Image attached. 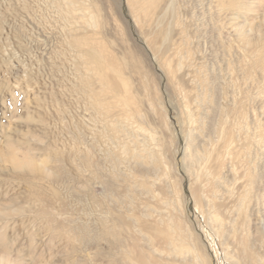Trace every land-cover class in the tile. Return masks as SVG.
Returning a JSON list of instances; mask_svg holds the SVG:
<instances>
[{
	"label": "rangeland",
	"instance_id": "1",
	"mask_svg": "<svg viewBox=\"0 0 264 264\" xmlns=\"http://www.w3.org/2000/svg\"><path fill=\"white\" fill-rule=\"evenodd\" d=\"M177 2L196 63L209 72L218 67V73L228 59L235 63L239 58L244 63L252 60V48L244 44L242 48L237 31L243 29L250 37L264 35V0H236L235 6L227 4L230 0L225 4L222 0ZM85 4L97 16L95 28L84 27L79 12L69 19L60 0H0V148L6 151L10 143L20 152H30L38 163L44 161L46 168L23 172L7 161L0 162V255L16 264H133L122 253L131 244L128 228H118L124 237L122 249L115 246L109 230L116 228L121 216L135 214L137 228L158 219L157 213L141 217V209L133 210L123 200L121 179L113 191L108 189L115 171L128 170L110 130L102 126L83 90L86 69L71 42L74 37H90L103 43L123 68L147 127L162 144L163 159L169 165L172 209L189 232L202 263L234 264L205 219L204 204L197 206L192 195L199 185L184 169L186 141L179 107L170 97L172 84L134 21L129 1L85 0ZM223 73L222 86L228 79ZM113 155L120 158L117 168ZM262 206L264 199L238 219L237 235L230 243L236 256L245 238L254 241L250 251L256 256L261 253L264 260ZM140 243L151 252L144 240ZM167 256L153 259L165 264Z\"/></svg>",
	"mask_w": 264,
	"mask_h": 264
},
{
	"label": "bare ground",
	"instance_id": "2",
	"mask_svg": "<svg viewBox=\"0 0 264 264\" xmlns=\"http://www.w3.org/2000/svg\"><path fill=\"white\" fill-rule=\"evenodd\" d=\"M60 1L69 19L76 18L79 12L77 17L84 27L97 26V16L85 0ZM128 1L134 21L141 26L148 47L171 81L170 97L179 107L186 141L184 169L199 185L197 190L191 191L196 205L204 204L203 215L234 264L263 263L261 253L256 256L250 251L254 241L249 243L242 238L240 250L239 244L236 246L239 256L232 251L230 243L235 241L238 219L264 199V35L250 37L243 29H238L242 48L243 44L252 48V60L244 63L239 58L235 63L236 60L227 56L225 67L218 73L215 72L218 67L209 72L198 64L200 62L196 63L191 36L181 23L177 0ZM224 2L222 0V4ZM227 4L235 6L236 0ZM71 44L86 69L81 79L83 90L92 100L102 126L110 130L128 170V173L115 171L108 181V189H114L116 180L121 179L125 185L123 200L125 198L133 210L141 209V217L157 213L158 219L153 225L141 224L140 228L136 227L135 214L121 216L116 228L109 230L115 246L124 247V237L118 230L122 225L131 233L130 248L122 253L133 264H161L153 256L164 253L168 255L165 264H203L199 251L191 245L189 232L174 214L166 171L169 165L163 159L162 144L156 133L147 127L146 116L123 68L103 43L93 38L74 37ZM222 72L228 78L223 86L220 83ZM158 101L163 108V103ZM224 101H230L229 105H222ZM6 149L0 148V162L7 161L23 172L37 168L46 171L44 161L38 163L30 152H20L10 143ZM174 161L172 156L170 164L173 166ZM112 162L117 168L120 158L113 155ZM148 199L153 200L155 206L151 207ZM141 239L151 247V252L144 249ZM16 263L7 255H0V264Z\"/></svg>",
	"mask_w": 264,
	"mask_h": 264
}]
</instances>
